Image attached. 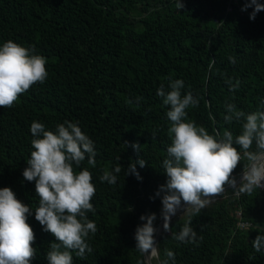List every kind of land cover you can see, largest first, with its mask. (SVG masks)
I'll use <instances>...</instances> for the list:
<instances>
[{
	"label": "trees",
	"instance_id": "trees-1",
	"mask_svg": "<svg viewBox=\"0 0 264 264\" xmlns=\"http://www.w3.org/2000/svg\"><path fill=\"white\" fill-rule=\"evenodd\" d=\"M177 3L183 7L177 9ZM245 3L0 0V46L9 40L34 46V54L47 59L45 82L32 85L11 108H0V189L10 187L30 207L27 223L37 249L30 264H48L50 243L55 242L35 219V181L22 174L34 150L31 123H43L55 133L64 121L78 122L94 142L95 167L86 157L76 171L87 168L92 174L95 212L87 216L97 232L87 240L92 253L81 259L73 251V264H138L142 257L135 249V232L146 223L141 215L155 213V228L162 219L161 197L155 194L167 181L163 160L172 143L166 115L170 106L157 89L163 85L170 91V81L183 80L182 95L191 92L199 99L198 107L186 109L187 119L210 135L219 133L217 139L226 130L234 137L242 130L243 120H224L226 104L245 113L264 111V11L251 20L253 9L241 10ZM237 80L239 88L231 91L227 81ZM137 97L142 98L139 103ZM132 143L141 145L139 157ZM138 158L147 162L143 168L136 165L141 180L125 176L122 168L115 185L101 182L105 169L118 163L126 169ZM245 163L238 164L235 178ZM187 218L171 220V231H163L157 242L159 259L152 264L166 258V249L174 252L176 264H264V249L256 252L252 246L257 235H264V188L251 195L229 188L214 197L192 217L191 226L203 237L198 246L173 239Z\"/></svg>",
	"mask_w": 264,
	"mask_h": 264
},
{
	"label": "clouds",
	"instance_id": "clouds-1",
	"mask_svg": "<svg viewBox=\"0 0 264 264\" xmlns=\"http://www.w3.org/2000/svg\"><path fill=\"white\" fill-rule=\"evenodd\" d=\"M176 7L180 9L183 4L177 3ZM248 8L253 9L249 18L254 20L257 13L264 11V4L246 0L241 10ZM34 53V46L24 47L12 40L0 46V108H11L32 85L43 84L47 79V59ZM228 59L230 63H236L235 57ZM227 83L231 91L240 86L239 80L235 84ZM169 87L171 90L167 92L163 85L157 89L163 104L170 106L166 115L171 122L168 134L172 143L167 148L168 158L163 160L167 181L159 186L155 195L161 197V217L166 232L171 231V218L183 201L187 206L183 215L188 218L179 233L172 234L173 239L198 246L203 237H198L191 226L192 217L206 208L214 197L224 193L225 185L237 194L249 195L264 187V111L245 113L234 103L226 104L228 114L224 120L229 124L243 120L242 130L235 137L226 130L223 138L217 139L219 133L210 135L203 126L187 119L186 109L198 107L199 99L191 92L182 95L184 81H170ZM141 99L137 97L136 102ZM261 103L264 105V101ZM30 132L34 137L31 141L34 150L22 174L26 181H35L39 197L35 219L55 237L46 259L48 264H73V251L81 259L85 258L86 252L92 253L87 240L90 234L97 232L96 223L87 216V213L95 212L91 202L96 193L92 174L87 168L76 171L86 157L87 163L95 167L94 142L82 132L78 122L64 121L57 125L54 133L46 130L43 123L33 121ZM253 143L256 150H252ZM131 147L139 157L141 145L132 143ZM241 161L247 163L243 164L241 182L237 185L232 174ZM146 163L145 159L138 158L126 169L118 163L111 171L105 169L100 180L115 185L122 168L125 176L134 175L141 180L136 165L143 168ZM29 215L30 207L18 200L10 187L0 189V264H30L36 257L37 249L32 247L36 237L27 223ZM140 219L146 223L137 226L135 232V249L142 257L138 264H152L154 259H159L154 227L157 217L152 213L141 215ZM252 246L256 252H261L264 235H257ZM165 257L160 264H176L173 251L166 249Z\"/></svg>",
	"mask_w": 264,
	"mask_h": 264
},
{
	"label": "water",
	"instance_id": "water-1",
	"mask_svg": "<svg viewBox=\"0 0 264 264\" xmlns=\"http://www.w3.org/2000/svg\"><path fill=\"white\" fill-rule=\"evenodd\" d=\"M242 174L237 178V185L241 182L240 178H241ZM231 188L229 185L225 186V190L226 189H229ZM182 203V206L180 209L177 210V213L176 215L172 216L171 220L180 216L181 213L184 211V208L187 207L186 205H184L183 202ZM164 229H163V219L160 220L159 224L157 225L156 227V233H155V242H156V245H157V242L159 240V237L160 235L163 233Z\"/></svg>",
	"mask_w": 264,
	"mask_h": 264
},
{
	"label": "built area",
	"instance_id": "built-area-1",
	"mask_svg": "<svg viewBox=\"0 0 264 264\" xmlns=\"http://www.w3.org/2000/svg\"><path fill=\"white\" fill-rule=\"evenodd\" d=\"M238 177H239V176H238ZM238 177H237V178H238ZM237 178H236V179H237ZM262 183H264V182H262ZM262 188H264V187H262ZM240 225H241L242 227H244V226H245V224H240Z\"/></svg>",
	"mask_w": 264,
	"mask_h": 264
},
{
	"label": "bare ground",
	"instance_id": "bare-ground-1",
	"mask_svg": "<svg viewBox=\"0 0 264 264\" xmlns=\"http://www.w3.org/2000/svg\"><path fill=\"white\" fill-rule=\"evenodd\" d=\"M184 212V211H183ZM183 212L181 214H183ZM156 233V232H155Z\"/></svg>",
	"mask_w": 264,
	"mask_h": 264
},
{
	"label": "rangeland",
	"instance_id": "rangeland-1",
	"mask_svg": "<svg viewBox=\"0 0 264 264\" xmlns=\"http://www.w3.org/2000/svg\"><path fill=\"white\" fill-rule=\"evenodd\" d=\"M183 214H184V212H183ZM183 214H181V215H183ZM181 215H180V216H181Z\"/></svg>",
	"mask_w": 264,
	"mask_h": 264
}]
</instances>
